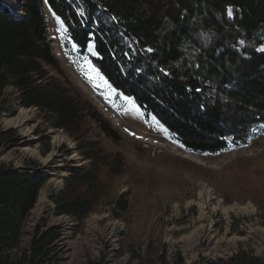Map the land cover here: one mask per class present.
Returning a JSON list of instances; mask_svg holds the SVG:
<instances>
[{
    "label": "trees",
    "instance_id": "1",
    "mask_svg": "<svg viewBox=\"0 0 264 264\" xmlns=\"http://www.w3.org/2000/svg\"><path fill=\"white\" fill-rule=\"evenodd\" d=\"M0 7V114L11 90L22 109H35L76 145L88 162L69 168L50 202L53 216L82 227L102 204L117 219L124 194L107 184L124 168L119 153L90 137V123L106 139L119 136L72 90L47 38L44 7L62 24L68 43L86 56L108 86L152 117L187 152L219 156L247 147L264 132V0H16ZM93 45L94 56L87 53ZM45 140V139H44ZM21 141L0 129V151ZM42 154L49 152L48 141ZM0 163V264H58L57 226L35 225L21 249L24 227L45 183L29 164ZM138 264H170L165 245L146 249ZM103 264V258L97 263ZM172 264H184L179 253ZM213 264H264L238 248Z\"/></svg>",
    "mask_w": 264,
    "mask_h": 264
},
{
    "label": "rangeland",
    "instance_id": "2",
    "mask_svg": "<svg viewBox=\"0 0 264 264\" xmlns=\"http://www.w3.org/2000/svg\"><path fill=\"white\" fill-rule=\"evenodd\" d=\"M1 6L18 10L16 0H0ZM43 16L52 52L70 87L119 136L113 143L90 123V138L98 140L106 151L122 156L123 171L108 182L107 190L112 199L124 194L127 210L115 219L110 207L102 204L82 227L67 216L54 217L50 197L62 189L69 168H85L88 162L77 154L75 143L65 133L52 129L35 109L18 107L12 91L7 90L8 104L0 114V129L14 130L21 141L0 151V163L18 169L26 165L32 172L29 164L34 163L38 165L36 173L45 178L26 221L27 234L20 248H25L35 225H45L61 230L58 264L97 263L103 255L105 264H138L137 256L146 249L159 250L161 245L166 247L170 264L175 253L180 254L184 264L226 261L239 247L262 257L264 132L249 146L215 157L185 151L152 117L145 119L130 99L107 83V88L95 80L90 83L84 75V61L91 64L89 59L73 51L64 27L45 7ZM87 53L94 56L91 43ZM125 101H131V105ZM17 117L25 118L24 125H5V121ZM46 140L49 152L44 155ZM207 192L211 195L209 201Z\"/></svg>",
    "mask_w": 264,
    "mask_h": 264
},
{
    "label": "snow or ice",
    "instance_id": "3",
    "mask_svg": "<svg viewBox=\"0 0 264 264\" xmlns=\"http://www.w3.org/2000/svg\"><path fill=\"white\" fill-rule=\"evenodd\" d=\"M57 24L62 28L63 26L60 25V22L57 21ZM73 51H75V48H73ZM84 66L86 68V72L84 73L85 78L91 83L94 80L98 81L101 84H104L105 88H107V84L106 82L103 80V78L100 76L99 72L91 65L87 62V60L84 61ZM96 84L93 83V87H95ZM125 103L131 105V101H125ZM133 111H135L136 109L132 108Z\"/></svg>",
    "mask_w": 264,
    "mask_h": 264
},
{
    "label": "bare ground",
    "instance_id": "4",
    "mask_svg": "<svg viewBox=\"0 0 264 264\" xmlns=\"http://www.w3.org/2000/svg\"><path fill=\"white\" fill-rule=\"evenodd\" d=\"M25 118H23V117H17V118H15V119H13V120H9V121H5V125H12V126H21V125H24V123H25ZM59 142V141H58ZM50 157L51 156H48V158L46 159L47 161L48 160H50ZM59 185V184H58ZM207 199H208V201L209 200H211V195H210V192H207ZM42 200V198H40L39 199V203H40V201ZM69 219V218H68ZM70 220V219H69ZM65 222V221H64ZM67 222V221H66ZM92 222V221H91ZM89 225V224H88ZM90 227V226H89ZM92 227V226H91ZM90 227V228H91ZM26 229V228H25ZM25 232V231H24ZM27 234V233H26ZM205 234H206V236L207 237H209V230L207 229L206 230V232H205ZM27 237V236H26ZM62 237V235H61V232H60V238ZM59 238V239H60ZM58 239V240H59ZM210 239V238H209ZM29 240H30V237H28V241L26 242L27 244H26V246L28 245V243H29ZM58 240L56 241V242H54L55 243V245L56 246H58L57 244V242H58ZM25 246V247H26Z\"/></svg>",
    "mask_w": 264,
    "mask_h": 264
},
{
    "label": "built area",
    "instance_id": "5",
    "mask_svg": "<svg viewBox=\"0 0 264 264\" xmlns=\"http://www.w3.org/2000/svg\"><path fill=\"white\" fill-rule=\"evenodd\" d=\"M103 264H105L104 255H103Z\"/></svg>",
    "mask_w": 264,
    "mask_h": 264
}]
</instances>
